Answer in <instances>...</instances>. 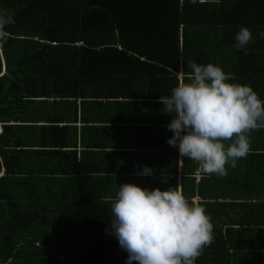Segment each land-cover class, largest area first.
Listing matches in <instances>:
<instances>
[{"label": "trees", "instance_id": "16d2710c", "mask_svg": "<svg viewBox=\"0 0 264 264\" xmlns=\"http://www.w3.org/2000/svg\"><path fill=\"white\" fill-rule=\"evenodd\" d=\"M0 9L16 21L0 41V264H127L110 231L111 198L133 180L121 159L164 168L148 152L163 149L153 137L173 135L158 101L189 60L264 100V0H0ZM241 26L254 40L246 51L234 47ZM250 139L223 182L196 192L183 178L181 192L202 197L213 224L195 264L264 251V129Z\"/></svg>", "mask_w": 264, "mask_h": 264}, {"label": "clouds", "instance_id": "9594fccd", "mask_svg": "<svg viewBox=\"0 0 264 264\" xmlns=\"http://www.w3.org/2000/svg\"><path fill=\"white\" fill-rule=\"evenodd\" d=\"M14 17L15 12L0 9V41L8 37L5 29L15 25ZM258 35L264 39V31ZM234 39V47L244 51L254 42L245 26ZM187 68L189 73L177 72L171 94L158 101L173 117L167 125L173 135L166 142L178 148L181 159L196 162L199 173L221 178L226 166L235 169L249 154L251 133L264 129V100L250 86L229 82L219 66L189 60ZM136 174L150 176L153 169L145 165ZM110 231L128 253L127 264H195L213 242L211 217L175 187L119 184L111 198Z\"/></svg>", "mask_w": 264, "mask_h": 264}, {"label": "crops", "instance_id": "0c3cea01", "mask_svg": "<svg viewBox=\"0 0 264 264\" xmlns=\"http://www.w3.org/2000/svg\"><path fill=\"white\" fill-rule=\"evenodd\" d=\"M3 64V72L5 70L4 67V61L2 60ZM161 133V132H160ZM155 135V134H154ZM157 135V134H156ZM161 136H164L162 138ZM158 138L153 137L155 139H150L153 140L154 144H159L163 145L162 148H155L153 149L154 151H148L152 153H160L162 154L161 156V161L163 162L164 168H159L160 166L158 165L157 167L153 168L152 163H154L150 157H145L142 155V158L140 156L132 155V156H127L124 160L121 159L122 162H120V169L124 171L129 177L131 176V181L132 184L139 185L143 188H148L149 190H152L154 188H159V185L164 183L167 184L166 187H175L178 190L181 191L182 189V182L183 178L190 177L194 180L193 184L191 187H194L195 191H199L200 189H207V188H212L216 184H218V181L223 182V177L217 178L215 174L209 176V175H204L201 174L197 171L198 165L196 162L189 160L187 158L181 159L179 156L178 148L170 146L166 141L171 137L170 135L163 134ZM160 140V141H159ZM147 145L149 144L148 140H143L141 145ZM125 147V146H124ZM81 149L78 147V151ZM144 149H140L139 151L130 148L129 150H125L126 152H131L134 154V152H147L143 151ZM175 154L176 155V168H170L173 166L172 160L166 156L167 154ZM144 154V153H140ZM147 165L148 167L153 169V175L150 176H139L136 173L139 171H142L143 166ZM140 167V168H138ZM193 167V168H190ZM189 170H194L192 172V175H186ZM159 178V179H157ZM159 180L160 182H157ZM220 201V200H219ZM192 202L199 204L203 202L202 197H194L192 199ZM264 253V251H261ZM261 252L253 251L254 256L251 257H244L242 259H239L237 264H264V257L261 256ZM61 261H63V258H61Z\"/></svg>", "mask_w": 264, "mask_h": 264}]
</instances>
